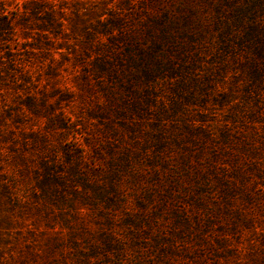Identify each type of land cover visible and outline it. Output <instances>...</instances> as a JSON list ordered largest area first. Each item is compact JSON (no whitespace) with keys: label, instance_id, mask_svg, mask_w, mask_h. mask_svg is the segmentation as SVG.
Segmentation results:
<instances>
[{"label":"rangeland","instance_id":"1","mask_svg":"<svg viewBox=\"0 0 264 264\" xmlns=\"http://www.w3.org/2000/svg\"><path fill=\"white\" fill-rule=\"evenodd\" d=\"M242 1L0 0V264H264V218L241 194L205 206L177 196L188 223L157 202L170 181L159 185L156 155L169 148L170 172L181 153L192 160L191 124L217 134L228 121L218 144L247 146L253 164L264 146L242 78L196 100L157 70L172 55L183 75L222 61V38L243 23L229 9ZM260 1L244 7L264 11ZM163 122L181 142L163 144Z\"/></svg>","mask_w":264,"mask_h":264},{"label":"trees","instance_id":"2","mask_svg":"<svg viewBox=\"0 0 264 264\" xmlns=\"http://www.w3.org/2000/svg\"><path fill=\"white\" fill-rule=\"evenodd\" d=\"M245 5V0H243L242 6L244 7ZM243 7L238 2L229 9L231 13L229 16L230 20L233 23H238L239 21H243V23L235 29L233 27L228 29L227 40L223 37V45H221L225 57L222 61L213 63L207 72L201 75H192L193 70L185 68L183 71L185 75L180 74L177 72V66L173 63L178 59L173 57V55V58L166 59L165 63L161 64L158 62L157 70L160 74L169 72V75H176L177 80H179L185 90H182L184 95L194 96L196 100L208 98L209 91H211L210 93L217 91L214 89L216 84L224 82L229 74H232L234 80L235 78H242L241 103H245V105L253 104V108L260 110L263 115L261 118L264 120V11H260L256 5L249 8L244 7L245 9ZM232 10H234V13ZM255 11L260 14H255ZM150 38L152 44H155L160 39V37ZM170 42H172V37L166 35L163 31L162 43L168 45L166 49L171 48L169 47ZM153 47H150L149 51L143 54L144 59H153V56H155V51H152ZM151 67L153 66L143 65V72L146 76L148 75L147 71ZM222 100L224 102L226 98ZM164 123L160 124L162 131H164L161 137L163 144L166 136L167 140L172 142L174 140L176 143L181 142V139H177L176 136L177 130L175 129L177 128L172 127L170 132H167L169 131L167 129L168 125ZM191 125L190 131L187 129L185 131L190 134V144L192 143L195 151L192 160L187 153H181L179 168L170 172L171 168L165 170L168 163H164L166 164L165 166L162 165L163 161L168 162L173 159L170 151L167 152L169 148L159 149L160 151L156 155L161 161L160 167H163V172L159 173L157 171L160 174L159 176L157 175L160 178L159 185L170 181L167 185L157 188L159 189L157 191L159 201L157 202L163 204L162 206L167 203L175 204L176 209L184 216V222L188 223L191 214H188L186 209L181 206L182 203H176L177 196L186 198L197 206H205L206 203L216 205L218 202L230 200L235 194H241L246 199V203L251 204V211L257 213L260 218H264V157H261L264 156V146L261 147L262 149L254 148L253 152L258 157L256 160L252 159L254 161L253 164L249 153L246 154L247 146L239 144L235 145L234 148L222 149L218 144V142L224 141L231 135L228 121L218 124L221 128L217 134H214L206 125ZM253 133L256 138H261L259 133ZM243 141L247 142L246 139ZM189 151L192 152L191 149ZM232 153L241 155L243 161L241 160L238 163L236 161L237 157H233ZM225 161L229 162L225 163ZM172 169L174 170V168ZM153 170L156 171L155 169ZM133 175L137 179L142 178V175L136 170ZM163 194H165L167 199L166 203ZM200 215L214 216L212 213L192 214L195 218ZM214 218L216 219L215 216Z\"/></svg>","mask_w":264,"mask_h":264}]
</instances>
